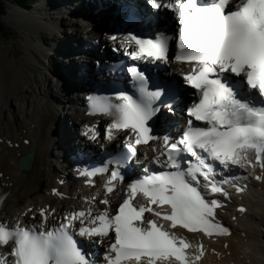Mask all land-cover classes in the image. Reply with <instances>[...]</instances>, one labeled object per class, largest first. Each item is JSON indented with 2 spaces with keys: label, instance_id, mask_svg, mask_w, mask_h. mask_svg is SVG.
Segmentation results:
<instances>
[{
  "label": "snow or ice",
  "instance_id": "1",
  "mask_svg": "<svg viewBox=\"0 0 264 264\" xmlns=\"http://www.w3.org/2000/svg\"><path fill=\"white\" fill-rule=\"evenodd\" d=\"M145 4L171 13L174 32L159 30L156 38L129 32L122 40L111 34L109 41L118 44L112 51L138 62L124 69L134 94L87 97L90 114L110 120L102 128L85 125L81 135L101 150L107 143L116 151L107 150L99 166L76 169V177L90 188L103 177L102 191L84 198L87 207L59 218L46 205L38 211L24 208L19 216L25 219L15 224L0 221V264H204L208 255L221 256L217 242L224 256L233 255L234 232L223 211L250 181L264 183V0ZM121 11L131 25L147 23L135 5ZM170 46L175 48L171 56ZM162 65L169 66L167 77L179 75L194 90L184 110L186 127L178 135L156 127L162 110L175 114L181 93L175 79L154 77L147 67ZM142 162L141 174L130 175ZM33 164L32 154L21 158L22 170L30 171ZM0 179L10 177L0 171ZM120 187L123 196L113 206ZM51 192L64 196L59 188ZM5 203L0 200V206ZM236 210L247 211L244 206ZM189 235L199 239L193 242ZM86 243L103 250L99 259Z\"/></svg>",
  "mask_w": 264,
  "mask_h": 264
},
{
  "label": "bare ground",
  "instance_id": "2",
  "mask_svg": "<svg viewBox=\"0 0 264 264\" xmlns=\"http://www.w3.org/2000/svg\"><path fill=\"white\" fill-rule=\"evenodd\" d=\"M40 1L36 10H33L35 7L25 10H32L33 13L29 15L19 12L18 8L9 10L8 18L25 35L23 44L26 51V66L31 67L28 70L29 75L25 74L26 66L19 63L23 75L20 73L13 79L10 78L8 73L10 62L8 63L6 59L4 48H0V171L6 177H10V179H0V187H3L4 191L9 194L1 217L7 223H16L17 219L23 221L25 218L20 217L19 213L24 208H33L38 211L46 205L54 207L59 216L63 213V210L66 213L69 210L73 211L85 207L87 204L82 203V197H91L97 191H102L100 185L96 188L86 187L83 185L82 180L76 178L77 165L82 162V159L87 161L89 157L87 156V150L77 148L75 141L83 132V128H81L83 123L93 124L104 120L103 118L90 119L84 116L82 102H84L83 98L87 96L86 88L94 87V84L97 85L101 80L93 70L97 65L96 61L89 58L88 53L94 54V56L99 55V57L103 53L107 54L101 49L105 46V43H108L111 35L108 32L110 28L107 27L109 24L106 25L108 30L104 36L92 35L93 32L90 34L87 31L94 25L86 23L88 19H92L91 17L72 16L76 13L83 15V10H86L83 0ZM48 1H53L55 4H47ZM112 3L115 4L113 0H107L105 6ZM142 4L138 2L134 5L142 9V15L148 16L147 19H149L150 14L148 15L147 10L141 6ZM88 7V10L91 11L99 9L96 5H88ZM122 7L123 10L124 6ZM114 8L107 13L109 14L113 10L117 11V6ZM41 12L49 14L50 25L46 24L47 17L41 16ZM107 13L100 12L98 16L105 17ZM67 14L72 17L69 19ZM98 16H93V18ZM123 17L124 14L118 18L123 19ZM154 26L158 29V24ZM57 27H61L62 30L71 28L76 34L85 33L86 40L95 46H102L97 51L89 47L79 48L77 46L69 50H66L63 46L57 47V45L56 47H43L41 32L44 29L49 31L52 43L67 41L59 35ZM69 34L71 36L73 33L69 32ZM31 36L40 40V45H36L30 39ZM85 45L86 43L83 44V46ZM113 46L114 44H111L109 48ZM70 50L80 51L82 52L80 55L87 56L85 59L80 58L77 60L80 65L87 68L76 70L73 63L67 65L65 63L66 67H63L59 60H55V64L62 65V69L57 70V72L65 75L55 78L56 69L51 63V57H59L61 54L66 55ZM111 50L109 49L108 52H111ZM107 56L109 57L108 54ZM40 63L43 66L49 64L52 67L53 70L48 71L51 75L48 80L55 82V89L50 88L47 80H45L42 87L38 86V75L42 70ZM106 64V62H103V65ZM170 67L174 69L176 66L172 64ZM44 75H47V73ZM101 76L102 80H108V75L104 79L103 72ZM18 82L29 86L30 92L23 91V88L17 84ZM61 109H66L69 112L68 114L72 112L69 121L63 118ZM166 117L167 121L165 123L174 120L179 124L183 122L180 113L173 115L174 120L167 115ZM163 121L165 120L163 119ZM73 125H76V127L73 128ZM75 129L78 131L73 136L72 131ZM25 139L29 140L30 143L25 144L23 142ZM7 141H11L12 145L18 147H10ZM88 145L90 144L88 143ZM92 147L95 146L91 145L89 149H92ZM25 154L34 156V164L30 171L20 169V160ZM147 154L148 159L151 160L152 153L148 151ZM59 179H63L65 183L60 185L57 182ZM250 185L251 190L246 193L244 201V204L249 207L248 212L244 215L238 214L235 209L240 207L242 203L236 202L229 203V206L223 211L222 218L224 222L231 225L234 232V236L229 240L233 255L224 256L221 245L217 242L215 247L221 251V256L208 255L204 259V264H264V183L250 181ZM54 187L59 188L66 197L59 199L53 195L51 189ZM118 192L119 195L112 196L113 206L122 198L123 187H120ZM98 208L102 211L104 206H98ZM233 215L238 217V221L232 220ZM242 232L245 234L244 236H241ZM197 239L199 237L195 236V240ZM205 243L207 244V241ZM248 247L252 249V252L243 254L241 249Z\"/></svg>",
  "mask_w": 264,
  "mask_h": 264
},
{
  "label": "rangeland",
  "instance_id": "3",
  "mask_svg": "<svg viewBox=\"0 0 264 264\" xmlns=\"http://www.w3.org/2000/svg\"><path fill=\"white\" fill-rule=\"evenodd\" d=\"M40 2H41L40 0H37V1L36 0H29V2L27 4L33 3V6L31 7V9L34 8V6H35V9H33V10H36L37 9V5ZM5 4H6V11H5V15L1 18V21L6 26L7 32H5V33L3 32L2 34H0V48H4V51L6 52V59H7L8 63L10 62L9 63L10 66L8 67V73H9L10 78L13 79L15 76H18L21 73L19 63H23L26 66V55H25L26 51L24 50L25 48H24V44H23V40L25 38V35H24V33H22V31L17 29L14 26V22L11 21L8 18L9 17V10L11 8H18V7L11 1L10 2H6ZM47 4L52 5V4H55V3L53 1H48ZM18 10H19V12H24L27 15L33 13V12H31L32 10L31 11H25V10L20 9V8H18ZM44 13H45V11H44ZM44 13L41 12L40 14L43 17H47L46 24L50 25V20L48 18L49 14H47V13L44 14ZM71 13H73V12H71ZM78 15L82 16L81 13L72 14V16H75V17H77ZM67 16L69 17V19L72 17L70 14H67ZM65 25H66V23H65ZM57 31L59 32V35L62 36L63 39L65 38L67 41H58L57 43H52L51 39H50L49 31L47 29H44L41 32L42 38H43L42 39L43 47L49 48V47H56V45H57V47L63 46L66 50H69L70 48L74 47L73 46L74 43H78V47L80 48V47H84V46H82L80 44H82V43L84 44V43H86L88 41V40H86L85 34H84V36L81 35V34H76L75 32L72 31L71 28H67L65 30H62L61 27H57ZM69 32H71L73 34L70 36ZM92 35H97V36H100V37L103 36V35L102 36L99 35V32L96 31V30H94ZM30 39L32 41H34V43L36 45H40V40H37L36 37L31 36ZM84 40H85V42H84ZM104 47L101 49V51L107 53V51L109 50V44L107 43V47H105V48ZM79 52L70 50V52L67 53L66 55L65 54H61V56H59V57H56V56L51 57V63L56 69L55 78H58L59 76H63L64 75L62 73L57 72V70L62 69V65H63V67L64 66L66 67V65L68 63H73V65L76 66V70L87 68L86 66L80 65V63L77 62L78 59H80V58L85 59V57H87L85 55H80V54H82V52L81 53H79ZM41 58H42V56H41ZM55 60H59V62L62 65L57 64V63L55 64V62H54ZM65 63H66V65H64ZM30 68H31L30 66H26L25 74L29 75V71L28 70ZM40 68L42 70H41V73L38 75V80H37L38 86L42 87L44 85L45 80H47V83L49 84L50 88L51 89H53V88L55 89V87H54V83L55 82H50L48 80V78L51 77V75H50V73H48V71L49 70H53L52 67H50L49 64H47L46 66H43V64L40 63ZM64 71H66V70H64ZM45 73H47V75H44ZM17 84H19V86H21V88H23V91L25 90L28 93L30 92V87L29 86H27L25 84H22L20 82H18ZM61 111L63 112V118L65 119L67 117V115H68V113L66 112L67 110L66 109H61ZM64 116H66V117H64ZM69 118H67L65 120L69 121ZM74 127H76V125L75 126L73 125V128ZM77 131H78L77 129L72 131L73 136H74V133L76 135ZM74 138H76V137H74Z\"/></svg>",
  "mask_w": 264,
  "mask_h": 264
},
{
  "label": "trees",
  "instance_id": "4",
  "mask_svg": "<svg viewBox=\"0 0 264 264\" xmlns=\"http://www.w3.org/2000/svg\"><path fill=\"white\" fill-rule=\"evenodd\" d=\"M13 2L22 6H26L29 0H0V17L5 14L6 11V2ZM7 32L6 26L0 20V34Z\"/></svg>",
  "mask_w": 264,
  "mask_h": 264
}]
</instances>
